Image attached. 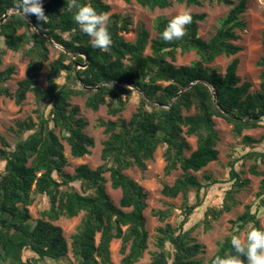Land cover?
<instances>
[{"label": "trees", "instance_id": "16d2710c", "mask_svg": "<svg viewBox=\"0 0 264 264\" xmlns=\"http://www.w3.org/2000/svg\"><path fill=\"white\" fill-rule=\"evenodd\" d=\"M136 1L150 9L168 8L174 1L187 6H201L209 1L231 8L210 39L199 35L200 22L206 14L190 13L192 23L185 26L184 37L171 42L161 40L160 33L172 18L157 20L153 38L140 22L135 41H128L124 32L132 24L131 19L112 14L107 23L112 44L107 52H102L91 46L90 38L75 24L72 17L76 9H69L67 0H43L47 22L41 24L35 16L25 17L16 6L17 0H0V19L9 12L0 22V98L12 97L22 104L31 92L37 115V120L29 116L16 122L12 128L17 136L13 145L0 135V264L59 262L69 252L77 264H111L114 240H121V263L137 264L149 248L144 213L148 206L147 192L125 171L134 167L146 171L148 161L161 145H165V174L182 170L172 185L163 186L162 193L170 198L183 196V219L177 226L166 223L158 228V250L147 264L202 263L199 255L204 252V246L185 225L201 206L204 189L217 180L205 175L202 182L191 171H201L219 159L216 117L232 123L237 135L245 129L264 127V41L263 55L257 62L262 67L260 87L252 92V82L242 81L238 74L237 56L242 50L237 44V29L245 26L242 15L248 0L237 3L235 0ZM78 2L89 4L103 14L111 10L106 0ZM54 43L62 49L57 58L51 59ZM8 50L29 60L14 93L7 83L16 68L13 64L2 68ZM178 51H195L199 59L177 66ZM222 55L233 56L225 73L210 66ZM47 64V85L43 87L40 80ZM76 64L81 67L76 68ZM77 96L86 98L87 108L98 111L106 106L108 114L117 118L99 120L98 126L107 135L102 163L96 168L80 164L70 173L66 171L68 159L62 139L67 141L75 158L83 157L95 146L94 138L84 131L87 122L78 116V106L71 103ZM135 96L138 97L136 110L126 119L121 115ZM257 116L260 118L253 119ZM192 136L196 137V148L188 155V137ZM243 139L255 147L264 140V134L260 140L247 135ZM253 149L245 157L255 160L250 171L262 177L256 194L257 210L253 211L248 204L242 214L231 220L232 232L218 242L210 264L217 256L236 255L231 246L232 236L238 237L244 230L248 234L252 228L263 229L258 211L264 213V171L259 170L264 151ZM230 167L233 184L219 208H207L204 218L207 226L232 210L236 194L249 183L240 177L233 164ZM108 181L113 189L121 190L118 204L107 191ZM38 195L47 199L48 206L40 218L32 220L29 206ZM81 213L69 243L63 228L55 222ZM172 214V206L155 211L162 221ZM240 259L243 261L244 257Z\"/></svg>", "mask_w": 264, "mask_h": 264}, {"label": "rangeland", "instance_id": "374dc122", "mask_svg": "<svg viewBox=\"0 0 264 264\" xmlns=\"http://www.w3.org/2000/svg\"><path fill=\"white\" fill-rule=\"evenodd\" d=\"M239 0H235L237 3ZM111 6V10L106 13L108 17L112 14H121L128 16L131 19L132 24L129 29L124 32V36L128 41H135L137 36V26L140 22L144 23L147 29L150 31L151 37L156 35V22L159 18H173L177 14L188 11L189 13H205L206 17L200 22L199 35L205 40L210 39L219 27L220 21L224 18L231 6L220 4L217 2L204 1L201 6L191 5L187 6L184 3H178L174 1L173 5L168 8H155L150 9L143 7L137 3L136 0H132L129 4L125 0H106ZM242 20L245 22L243 29H237L239 39L237 44L242 47V50L237 54L240 58V64L238 68V74L242 81L248 80L252 82L251 91H256L260 87V73L262 67L258 66L257 62L263 55V41H264V0H248L246 11L242 15ZM61 46L53 44L51 46V59L58 57L61 50ZM147 53H150L148 48ZM233 56L222 55L210 65L219 70L221 73H225L227 65L232 60ZM199 59V56L195 51L189 52H177V59L175 64L189 65L193 61ZM28 58L21 53H15L8 50L4 57L3 66L13 64L16 68L12 78L8 81L7 85L10 87L12 93L15 92L18 82L24 78L25 70L28 65ZM81 67L80 65L77 68ZM48 64L45 65L40 84L45 87L47 85V70ZM86 98L83 96L73 97L71 100L72 105L78 106L79 115L86 122L87 125L84 131L92 136L95 140V146L90 148V152L83 157L75 158L72 156L70 146L65 139L62 142L65 147V154L68 159V165L66 171L73 173L75 168L80 164H87L91 168H96L102 163V149L103 142L107 138L104 128L98 126L99 120L116 119L117 116H111L107 112L106 106H101L98 111H93L85 105ZM138 103V97L135 96L128 108L122 113V117L129 119L131 114L136 110ZM36 101L33 93L29 92L26 99L22 104H17L12 97L2 96L0 98V135L4 136L10 144H14L17 136L12 131V128L16 127L18 120H24L31 116L34 120H37L35 112ZM216 128L220 135V141L218 144L219 159L211 162L208 166L201 171L191 173L195 174L198 179L204 182L205 175H210L217 183L211 184L203 191L202 204L194 210L191 215L190 221L185 225L186 229H190L192 236H194L204 246V252L199 255L202 260L201 264H210L209 260L218 249V242L223 240L227 235L232 232L231 220L236 219L240 214L245 211V207L248 204L252 205V210H257L258 200L256 194L259 190L261 176H257L250 171L251 165L255 162L254 159L245 157V154L253 148L257 151H264V140L261 143L252 147L244 141V136H251L254 139L260 140L264 134V127L258 126L251 129H245L241 135L234 133L233 124L228 122L222 117H216ZM59 133V130H57ZM62 136V135H61ZM190 143V150L187 152L189 155L191 151L196 148V137H188ZM1 146V143H0ZM253 149V150H254ZM165 145L158 147L154 154V158L148 161L147 170L142 172L137 167L128 169L125 171L127 175L141 183L147 192V208L145 210V216L147 219L146 227L149 231V248L144 253L143 258L137 264H147L152 257V253L158 250L157 235L158 228L164 226L166 223H170L172 226H177L183 219L181 214V206L183 204V196L180 194L175 198L166 197L162 193V188L165 184L172 185L176 178L182 173V170L178 168L171 174L166 175L164 167L166 164L164 158ZM233 164L235 169L239 172L241 178L248 179L249 183L244 186L240 192L236 194V204L229 212H224L218 219L211 220L209 226L205 224V212L209 206L219 208L222 205L226 191L232 186L233 181L230 178V165ZM260 171H264V161H259ZM2 163L0 162V169ZM109 178V173L106 174ZM107 191L110 194L112 200L118 204L121 198V190L113 189L110 181L107 182ZM190 202H195L194 193H190ZM48 206L47 199L38 195L35 202L29 206V211L32 216V220H36L42 216V210ZM172 206L173 214L162 221L155 215L157 210H165ZM130 210V209H125ZM83 213L73 218L62 217L56 224H59L64 234L70 243L71 235L75 232L77 225L80 223ZM260 223L264 229V213L261 209L258 211ZM249 228V227H248ZM247 237V230L242 231L238 238L245 241ZM121 240H114L111 243L112 251V263L122 264L121 259L123 257L121 251ZM47 264H77L72 252H69L68 256L63 260L56 262L48 260Z\"/></svg>", "mask_w": 264, "mask_h": 264}, {"label": "clouds", "instance_id": "9594fccd", "mask_svg": "<svg viewBox=\"0 0 264 264\" xmlns=\"http://www.w3.org/2000/svg\"><path fill=\"white\" fill-rule=\"evenodd\" d=\"M25 17L35 16L38 24L47 22V15L43 8V0H17L16 5ZM69 9H76L73 21L79 26L82 33L90 38L93 48L107 52L112 44L110 32L107 28L109 17L99 13L86 3L78 0H67ZM192 23V16L188 11H183L168 21L160 39L164 42L180 40L185 35V26ZM231 246L236 255L217 256L213 264H264V229L252 228L248 231L245 241L237 236L231 237ZM240 257H244L241 261Z\"/></svg>", "mask_w": 264, "mask_h": 264}, {"label": "water", "instance_id": "95a60500", "mask_svg": "<svg viewBox=\"0 0 264 264\" xmlns=\"http://www.w3.org/2000/svg\"><path fill=\"white\" fill-rule=\"evenodd\" d=\"M9 16V12L7 14L4 15V17L2 19H0V22H2L4 19H6L7 17ZM76 68L78 66V64L75 65ZM85 66V65H84ZM214 99L216 100V95L214 94ZM257 118H260V116H257V117H253V119H257Z\"/></svg>", "mask_w": 264, "mask_h": 264}]
</instances>
